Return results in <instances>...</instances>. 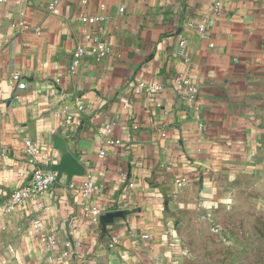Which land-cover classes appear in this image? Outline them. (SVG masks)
Returning <instances> with one entry per match:
<instances>
[{"label":"crops","instance_id":"obj_1","mask_svg":"<svg viewBox=\"0 0 264 264\" xmlns=\"http://www.w3.org/2000/svg\"><path fill=\"white\" fill-rule=\"evenodd\" d=\"M28 141L43 169L69 153L81 173H58L42 209L7 211L36 169ZM252 174H264V0L0 2V264H168L179 225Z\"/></svg>","mask_w":264,"mask_h":264},{"label":"rangeland","instance_id":"obj_2","mask_svg":"<svg viewBox=\"0 0 264 264\" xmlns=\"http://www.w3.org/2000/svg\"><path fill=\"white\" fill-rule=\"evenodd\" d=\"M228 190L211 216L191 214L179 225L168 264H264V174L241 176Z\"/></svg>","mask_w":264,"mask_h":264},{"label":"built area","instance_id":"obj_3","mask_svg":"<svg viewBox=\"0 0 264 264\" xmlns=\"http://www.w3.org/2000/svg\"><path fill=\"white\" fill-rule=\"evenodd\" d=\"M4 1L5 0H0V2H4ZM82 20L84 22L95 23L99 20V18L84 15L82 17ZM205 28H206L205 25H201L200 31L204 32ZM185 44H186V40L183 39L180 42L181 53H183ZM95 51L99 57H106L110 52L109 47L104 42H100L98 46L95 48ZM83 53H84V49L79 48L75 55L77 57H80L81 55H83ZM77 62L78 60H75L76 64ZM14 79L18 82L19 89L26 87V83L22 81L21 76L19 74L14 75ZM141 86L144 87L145 85L142 83ZM148 89L158 92V91H161L163 87L158 84H153L152 86L148 87ZM112 143H119V141L115 140ZM26 152L33 157V162L37 164L36 169L29 176L26 183L20 186L19 188H17L12 193V198H11L12 200L10 204L6 205L7 211H10L14 209L16 206L23 205L27 202H33L35 203V206L38 209H42L43 208L42 198L44 197V195L48 194L51 191V189L55 186V184L58 182L57 173L55 171L43 169L42 167L38 165L40 161L39 158L42 155V153H41L40 148L36 144L28 141ZM101 155L102 156L105 155V151H102ZM128 186L130 188H133L135 184L134 182H130ZM92 189H93V182L92 180H89L83 186V195L88 196L92 192ZM88 212H89V215L92 216V219L95 222H97L102 216L101 210L97 206L88 207ZM146 238H148V235H143L142 239H146ZM44 240L48 243V247L46 248V250L51 251L55 244V240L52 237L44 238ZM118 244H120V239L114 236L109 241L108 245L110 248H115ZM68 245L69 247L73 246L71 243H68Z\"/></svg>","mask_w":264,"mask_h":264},{"label":"water","instance_id":"obj_4","mask_svg":"<svg viewBox=\"0 0 264 264\" xmlns=\"http://www.w3.org/2000/svg\"><path fill=\"white\" fill-rule=\"evenodd\" d=\"M47 170L55 171L57 173V180H59L58 173H81V164L73 155L66 153L64 154L62 161L59 165L48 168Z\"/></svg>","mask_w":264,"mask_h":264}]
</instances>
